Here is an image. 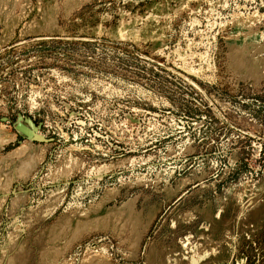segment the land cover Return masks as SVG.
<instances>
[{
    "label": "rangeland",
    "instance_id": "374dc122",
    "mask_svg": "<svg viewBox=\"0 0 264 264\" xmlns=\"http://www.w3.org/2000/svg\"><path fill=\"white\" fill-rule=\"evenodd\" d=\"M0 264H264V0H0Z\"/></svg>",
    "mask_w": 264,
    "mask_h": 264
},
{
    "label": "water",
    "instance_id": "95a60500",
    "mask_svg": "<svg viewBox=\"0 0 264 264\" xmlns=\"http://www.w3.org/2000/svg\"><path fill=\"white\" fill-rule=\"evenodd\" d=\"M28 127L17 124L16 129L19 131L22 135H24L28 140L33 142H43L44 138L36 133V130L33 128L32 124L28 123Z\"/></svg>",
    "mask_w": 264,
    "mask_h": 264
}]
</instances>
